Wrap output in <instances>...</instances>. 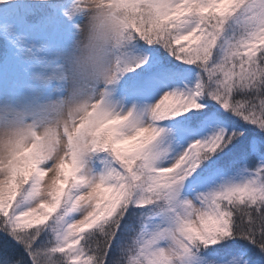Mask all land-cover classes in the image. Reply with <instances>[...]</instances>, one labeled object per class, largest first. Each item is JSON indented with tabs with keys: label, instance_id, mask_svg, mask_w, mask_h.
Returning a JSON list of instances; mask_svg holds the SVG:
<instances>
[{
	"label": "clouds",
	"instance_id": "obj_1",
	"mask_svg": "<svg viewBox=\"0 0 264 264\" xmlns=\"http://www.w3.org/2000/svg\"><path fill=\"white\" fill-rule=\"evenodd\" d=\"M57 4L71 25L56 54L65 94L0 105V231L34 246L47 230L48 244L32 248L33 264H71L72 253L59 251L69 240L80 245L82 264H105L104 245L128 210L140 208L146 209L141 227L114 264H180L236 237L264 256V157L240 180L181 199L179 173L185 165L201 166L219 144L197 141L194 155L171 158L157 123L193 105L199 110L208 98L264 133V0ZM138 40L160 43L195 65V87L187 94L166 91L150 105L116 100L120 80L145 58L132 54ZM232 133L231 143L243 135ZM148 215L161 221H147ZM13 223L28 230L10 233ZM233 261L252 264L244 252L222 264Z\"/></svg>",
	"mask_w": 264,
	"mask_h": 264
},
{
	"label": "rangeland",
	"instance_id": "obj_2",
	"mask_svg": "<svg viewBox=\"0 0 264 264\" xmlns=\"http://www.w3.org/2000/svg\"><path fill=\"white\" fill-rule=\"evenodd\" d=\"M21 7L22 9H20L17 3H13L12 0H4L3 3H0V16L6 17L3 26L7 31L17 35L21 39L24 50V59L26 60L22 61L17 76L2 77L0 74V105H29L38 100L56 99L63 95L61 94L63 91L61 81L52 79L50 82H45L43 78L50 76L55 67L59 64L56 54L64 48L69 39L71 30H67V26H70V24L67 21H64L61 29L58 31L50 24L47 25L48 27L44 32L30 31L24 20V14L27 11H30L33 6H30V4L26 5L24 2ZM66 30L68 34L65 32ZM139 41L140 40L136 41L135 44L140 43ZM153 45H155L161 52L164 51L167 55L170 54L162 44L153 43ZM33 50L38 52L39 58L33 57ZM132 54L138 58L147 57L146 63L141 67L136 68L135 71L127 73L134 76L145 69L152 59H148L149 54L145 50H137ZM172 62L186 64L187 66H195L182 63L178 59ZM23 63H27L30 66L29 71L23 69ZM198 78L197 74L189 75L187 79L172 84L167 80L164 84H161V82L156 83V85L146 91L147 95L145 96H132L124 91L118 90L115 92V99L122 101L125 107L130 106L133 101H138L140 105H150L155 103L166 91L175 90L187 94L190 89L195 87ZM200 102L204 104V107L200 109L201 111L199 113L195 112L198 110H192L174 117V119L179 122L188 124L193 123L191 126L192 130H187V128H184L181 125L160 126L159 122H157L159 127L166 130L165 133L162 134V137L158 139H162L165 146H170L171 158H175L182 154L193 141L206 140L221 130L228 134H231L232 132H243V135L238 139H235L226 148H223V150H218L210 159L203 162L200 168L197 169V172L193 174V177H189L183 182L177 195L181 199H195L201 193L207 192L225 182L223 178L215 177L212 179H206V183H200L197 180V177H199L200 174L206 177V173H209L213 169L216 170L219 165L224 166V164H227L226 166H230V168H233V165H243L240 170L241 174L237 175L234 179L238 181L243 177L246 169L256 165L257 162L255 163L254 161V154L258 155L259 159L264 157L262 154L248 148L251 134L259 131L254 125L246 123L242 118L233 115L231 112L224 111V109L214 100L205 98ZM209 112L213 113V115L208 116L207 119L195 129L194 124H196V122L200 123V119ZM237 124H244L245 130L239 128ZM256 146L257 148L264 147V133H261L260 136L256 137ZM168 162L171 163L172 160L170 159ZM97 166L100 168L101 165L98 163L96 167ZM98 167L97 169H99ZM192 183H196L197 185L193 186ZM129 212H131L129 217H131L133 221L135 220L139 225L140 220L144 219L142 213H145L146 209L130 208L127 213ZM147 221L157 223L161 221V218H155L148 215ZM145 224L147 227L152 226V224L147 222ZM138 231L139 226L136 229V232ZM42 234L44 242L36 241L34 245L35 248L42 249L48 244V231L46 230ZM0 244H2L5 250L10 249L9 252L11 255L17 256L23 264H31L32 260L30 259V253L25 250L24 245L17 243L16 240L2 231H0ZM5 244L7 246L10 244L13 245L12 247H6ZM240 252H244L252 264H264V256L260 255L256 246L239 237L223 240L206 249L202 248L198 256H185L180 264H206L207 261L216 262L218 258H226V261H228ZM6 259H8L7 256ZM233 264H235V261H233Z\"/></svg>",
	"mask_w": 264,
	"mask_h": 264
},
{
	"label": "snow or ice",
	"instance_id": "obj_3",
	"mask_svg": "<svg viewBox=\"0 0 264 264\" xmlns=\"http://www.w3.org/2000/svg\"><path fill=\"white\" fill-rule=\"evenodd\" d=\"M146 62H147V57H145L143 59V61L140 64V67ZM49 78L50 79H55V80H58V81L61 79V77L59 75V66L58 65L55 67V69L53 70V72L49 76ZM192 110H197L195 108V105H193V109ZM231 135H233V133L228 134L227 132L221 130V131L213 134L212 136H210L206 140L193 141L192 143H190L189 147L187 149H185V151L188 152L189 155H194L195 152H196V148L193 147V146L196 145L197 141H200V143L203 144V145H208V144H213V143L219 144V147L216 149V152H217L218 150L223 149L225 147V144H230L231 143L230 139H229V137ZM198 168H200V166L196 167L195 169H193V168H190L187 165H185L184 166V170H182L179 173L180 177H182V179H179V181H178L180 183V185L182 186L183 182L185 180H187L189 177H193V174L197 172ZM176 195H178V192L176 193ZM9 215H11L10 212H9ZM27 230L28 229L19 228L15 223H13L10 226V233L14 232V231H27ZM8 235L13 238V236L11 234H8ZM16 242L24 245L25 250L30 253V258H31L33 245H30L29 243H27L25 241L18 240V239L16 240ZM79 249H80V245L74 244L71 240H69L66 244H64L62 246V248L59 251H61L63 253H72L71 258H70L71 259V264H82V261L85 259V257L83 255H77Z\"/></svg>",
	"mask_w": 264,
	"mask_h": 264
},
{
	"label": "trees",
	"instance_id": "obj_4",
	"mask_svg": "<svg viewBox=\"0 0 264 264\" xmlns=\"http://www.w3.org/2000/svg\"><path fill=\"white\" fill-rule=\"evenodd\" d=\"M146 45H149L153 49H158L155 45L153 44H148L144 41ZM4 45V44H2ZM159 53L162 55L165 52H161L159 50ZM166 54V53H165ZM164 54V55H165ZM163 55V56H164ZM167 55V54H166ZM170 60H177L174 56L171 54H168L166 56ZM200 111V109L198 110ZM197 111V112H198ZM199 113V112H198ZM131 212L126 213L125 218L121 221L119 229L116 231L114 237L111 239L110 243L104 245V253H105V264H114V262L120 258L125 250L126 244L130 241V239L137 233L136 229L140 225H138L135 220L133 221L131 217H129ZM132 223V224H131ZM137 224V225H136ZM45 238V236H44ZM44 242L43 239V234L39 236L37 239V242ZM13 244H10L6 247H12ZM16 245V244H15ZM23 245V244H22ZM110 245V246H109ZM18 246V245H16ZM34 247V246H33ZM17 248V247H16ZM35 248V247H34ZM2 247H0L1 251ZM10 250H3L0 252V264H10L11 261L17 260V256H12L11 253L9 252ZM6 256L8 259H6ZM26 262V261H24ZM23 264V263H22ZM25 264V263H24ZM33 264V262H31Z\"/></svg>",
	"mask_w": 264,
	"mask_h": 264
}]
</instances>
